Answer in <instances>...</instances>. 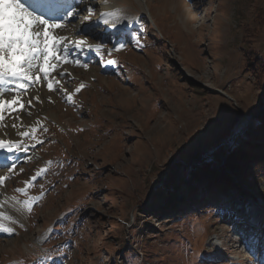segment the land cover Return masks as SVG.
Segmentation results:
<instances>
[{"label": "rangeland", "instance_id": "374dc122", "mask_svg": "<svg viewBox=\"0 0 264 264\" xmlns=\"http://www.w3.org/2000/svg\"><path fill=\"white\" fill-rule=\"evenodd\" d=\"M90 1L97 15L119 8L137 23L99 24L89 36L117 66L86 51L75 58L91 68L66 64L70 76L59 79L67 92L86 85L74 104L54 92L55 100L26 112L43 125L35 135L44 143L7 189L23 199L14 189L50 161L28 194L42 184L47 191L25 227L14 226L18 234L0 233V264H33L56 255L48 250L57 245L58 264H201L207 253L216 264H264V209L252 221L232 195L191 194L192 185L177 183L201 163L194 154L217 163L244 138L264 141V0ZM117 39L126 47L109 55ZM234 177L264 204L263 165L254 182ZM48 229L51 239H38Z\"/></svg>", "mask_w": 264, "mask_h": 264}, {"label": "snow or ice", "instance_id": "6c2138e0", "mask_svg": "<svg viewBox=\"0 0 264 264\" xmlns=\"http://www.w3.org/2000/svg\"><path fill=\"white\" fill-rule=\"evenodd\" d=\"M74 7L67 0H0V152L5 153L4 168L6 172L0 174V189L6 182L14 176L24 172L18 165L22 162H30L34 157L28 155L30 149H35L36 145L43 144L42 139L35 135L37 127H43L40 121H36L35 126H25L23 123H8V121H21L20 111H28L26 104L31 106L33 101L42 102L39 95L30 96L31 91L45 82L49 92L63 94L67 102L75 103L73 95L79 93L86 85L83 82L74 89L73 93H68L61 80L57 77H64L67 70L58 71L63 64L71 63L76 66L88 68V63L75 56L84 50L94 52L100 56L99 63L102 66H117L114 59L103 58L105 51L103 41L100 43H89V36L94 35L95 28L99 24L110 26L116 29L123 20H127L129 25L137 23L136 17H129L123 13L122 9L112 8L102 10L97 15L95 5ZM106 3V0H105ZM86 10L87 15L80 17L79 24H73L72 29L81 38L73 39L70 36L59 34L66 30L72 19L79 16V12ZM96 19L93 20V16ZM87 22V23H85ZM144 32L142 23L138 24V29L132 32L133 39L139 47L140 36ZM116 35V33H113ZM126 47L122 39H117L111 48L107 49L110 55L113 51H120ZM10 96V99H6ZM51 101V97L48 98ZM31 115V112H28ZM15 130L19 139H11L7 129ZM47 132V128H43ZM27 141V142H26ZM24 153L23 157L19 154ZM50 161L44 167L35 171L29 179L23 181V187H16L14 191L22 194L23 199L18 196H4L0 199V233L8 238L18 234L16 227L24 228V220L31 215L33 207L45 195L47 189L40 185L41 192L38 195H29L28 190L35 181L42 177L49 170ZM51 184V182H48ZM53 230L48 229L38 239H51ZM49 249L48 253L56 251V255L44 254L34 258L33 264H58L57 256H60L57 249ZM62 256L60 259L62 260ZM201 264H216V258L212 253H207L201 258Z\"/></svg>", "mask_w": 264, "mask_h": 264}, {"label": "trees", "instance_id": "16d2710c", "mask_svg": "<svg viewBox=\"0 0 264 264\" xmlns=\"http://www.w3.org/2000/svg\"><path fill=\"white\" fill-rule=\"evenodd\" d=\"M259 114L260 120L258 124L260 128L264 129V107ZM242 143H244L243 147L237 143L229 146L223 153L221 161L217 163L209 158V160H204L205 156L203 155L194 154L192 156L194 158L193 162L199 161L201 163H195L193 167L188 169L185 168L178 176L177 183L192 185L191 194L214 189L215 192L222 191L225 194L232 195L231 199L235 207L245 209L249 217H252L250 219L256 221L258 214H262L261 211L264 209L262 208L264 204L238 184L234 174L238 173L242 178L254 182V175L259 172L262 165L264 166V159L260 156H255L254 153L261 152L264 155V141L260 142L244 138ZM189 160H192V158ZM253 161H255V167L250 165Z\"/></svg>", "mask_w": 264, "mask_h": 264}, {"label": "bare ground", "instance_id": "6f19581e", "mask_svg": "<svg viewBox=\"0 0 264 264\" xmlns=\"http://www.w3.org/2000/svg\"><path fill=\"white\" fill-rule=\"evenodd\" d=\"M73 2L76 4L75 7H77L78 9L82 7L80 0H73ZM90 5H91V1H90V0H83V6H90ZM109 7H110V6H109ZM105 9L107 10L108 8L106 7ZM80 13L84 15V14L86 13V10L80 11L79 14H80ZM73 24H74V23H73ZM73 24L70 23V24L68 25V28H67L66 30H62V31H60L59 34H61V35H66V36H70V37L73 38V39L81 38V36L83 35V33L81 32V33H80L81 35H76L77 33H76L75 31H73V29H72V25H73ZM107 27H109V26H107ZM89 43H92V42H89ZM92 44H93V43H92ZM68 66H69V63H68ZM88 68H91V67L88 66ZM65 69L67 70V73H69L70 70H71L69 67H67L66 64H63V65L60 66V68H59L58 71H64ZM69 69H70V70H69ZM89 70H90V69H89ZM187 73H188V72H187ZM188 74H189V73H188ZM57 78L59 79L60 77H57ZM61 78H62V77H61ZM37 88H38V91H37V89L34 88V89L31 91L30 96H36V95H39L40 100H41L42 102L33 101V105H31V106H29V105L26 104L25 106H26V108L28 109V111H23V110L20 111L21 121H8L9 124L12 123V122H16V123L19 125V123L22 122L23 125H25V126L27 127V126H35L36 121H40V120H38V119H36V120H33V119H32V120L29 121V119H28L27 116H26V112H29V109H30L31 107L36 108L37 104L42 105V106H45V101L49 98L48 95H53V96H52L53 99H51V100H55V98H54L55 96H54V92H49V91H48V89H47V87H46V85H45V82H43V81H41V84L38 85ZM5 98H6V99H10V96H6ZM40 108H41V107H40ZM42 108H43V107H42ZM37 109H38V108H37ZM30 110H31V109H30ZM27 115H28V114H27ZM36 117H37V116H36ZM7 132H8V136H9V138H11V139H19V137L16 135L15 130H13V129H11V128H8V129H7ZM26 142H27V141H26ZM5 155H6L5 153L0 152V156H3V162L0 164V174H3L4 172L7 171V169L3 167V165L5 164V159H4ZM13 155H19L20 157H23L25 154H24V153H19V154H13ZM28 155L33 156V157H34L33 159H35V158H37V157L40 156V153L38 152V150L30 149ZM22 163H24V162H22ZM7 188H8V182H6V185H5L2 189H0V199H2L4 196H13V195H11V194L9 193V191H8ZM36 240H37V239H36Z\"/></svg>", "mask_w": 264, "mask_h": 264}, {"label": "water", "instance_id": "95a60500", "mask_svg": "<svg viewBox=\"0 0 264 264\" xmlns=\"http://www.w3.org/2000/svg\"><path fill=\"white\" fill-rule=\"evenodd\" d=\"M182 72V74H184V71H181Z\"/></svg>", "mask_w": 264, "mask_h": 264}]
</instances>
